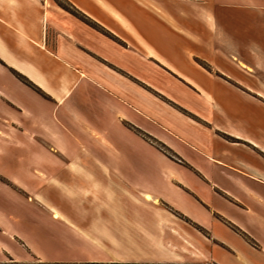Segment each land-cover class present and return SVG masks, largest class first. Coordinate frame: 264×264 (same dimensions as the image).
<instances>
[{
	"label": "crops",
	"instance_id": "1",
	"mask_svg": "<svg viewBox=\"0 0 264 264\" xmlns=\"http://www.w3.org/2000/svg\"><path fill=\"white\" fill-rule=\"evenodd\" d=\"M62 2L89 25L55 0H0V128L43 108L73 117L41 127L64 162L33 192L99 253L69 263L264 264V54L215 16H263L264 0ZM128 14L178 39L160 51ZM88 96L105 102L99 132L77 116Z\"/></svg>",
	"mask_w": 264,
	"mask_h": 264
},
{
	"label": "rangeland",
	"instance_id": "2",
	"mask_svg": "<svg viewBox=\"0 0 264 264\" xmlns=\"http://www.w3.org/2000/svg\"><path fill=\"white\" fill-rule=\"evenodd\" d=\"M66 7L62 0H55ZM171 8L175 10L184 4L180 0H170ZM226 2V0H222ZM180 2V3H179ZM72 11V10H71ZM215 16L219 22L227 24L231 22L236 26L235 35L246 40L250 45L255 43L264 54V15L247 14L234 10L233 8L215 9ZM128 21L138 27L139 33L144 39L150 41L160 51L164 50V41L176 40L177 36L170 34L164 35L159 31L153 30L151 22L147 18L137 17L132 14L127 15ZM173 18L176 24L181 22L189 23L197 19L195 15H188V21L177 20ZM76 19L87 25L86 19L76 14ZM245 25L243 28L242 25ZM238 26V27H237ZM238 29V30H237ZM255 50V46L252 45ZM140 90L150 91V87L139 81ZM81 100L79 103V117L84 119L93 129L99 132V108L104 106V100L99 96H93ZM163 97V96H162ZM147 101L139 93V103L145 104ZM79 109V110H80ZM84 109V110H83ZM84 111V112H83ZM87 111V112H85ZM33 111H31L32 113ZM39 119L29 116H16L17 123L8 126L7 131L0 133V262L12 259L24 264H32L39 261L34 255L39 256V262L48 264L69 263V261L91 259L99 253L95 249L84 244L82 240L68 236L66 233H60L55 229V224L49 219V216L40 210L33 196L35 189V174L40 171H50L58 167L64 158L56 155L59 145L54 143L49 133L42 132V126L46 124L50 129L51 124L61 120L59 114L52 111L51 108H43L34 111ZM33 115V114H31ZM64 118L62 122L72 120ZM100 118V119H99ZM40 124V125H38ZM120 127L145 139V135L138 131L131 122L123 120ZM99 126V127H98ZM118 137H123L118 128L111 130ZM7 132V133H6ZM146 140V139H145ZM71 145H76L71 144ZM162 150V149H161ZM54 151V152H52ZM34 254V255H33ZM9 256V257H8ZM12 257V258H11ZM108 264V263H97ZM188 264H210V263H188Z\"/></svg>",
	"mask_w": 264,
	"mask_h": 264
},
{
	"label": "trees",
	"instance_id": "3",
	"mask_svg": "<svg viewBox=\"0 0 264 264\" xmlns=\"http://www.w3.org/2000/svg\"><path fill=\"white\" fill-rule=\"evenodd\" d=\"M59 6L62 7L63 9H65V10L69 11L70 14L76 16V13L75 12H72L67 7H63L62 5H59ZM81 19H82V17H81ZM83 22H85L86 24L89 25V22L87 20L86 21H83ZM17 78L21 82H23V83L27 84L28 86H30V84L24 78L20 77L19 75H17ZM0 264H24V263H20V262L13 261L12 259H8L7 261L0 262ZM32 264H48V263H43V262L37 261L36 263H32ZM61 264H97V263H61ZM108 264H138V263H108ZM150 264H156V263H150Z\"/></svg>",
	"mask_w": 264,
	"mask_h": 264
},
{
	"label": "bare ground",
	"instance_id": "4",
	"mask_svg": "<svg viewBox=\"0 0 264 264\" xmlns=\"http://www.w3.org/2000/svg\"><path fill=\"white\" fill-rule=\"evenodd\" d=\"M198 255V254H197ZM200 256V255H199Z\"/></svg>",
	"mask_w": 264,
	"mask_h": 264
}]
</instances>
